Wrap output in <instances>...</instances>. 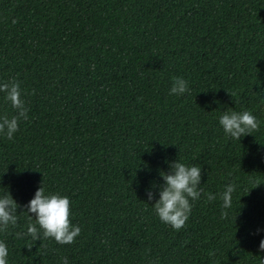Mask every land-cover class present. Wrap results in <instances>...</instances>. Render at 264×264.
I'll list each match as a JSON object with an SVG mask.
<instances>
[{"label": "trees", "instance_id": "trees-1", "mask_svg": "<svg viewBox=\"0 0 264 264\" xmlns=\"http://www.w3.org/2000/svg\"><path fill=\"white\" fill-rule=\"evenodd\" d=\"M173 77L188 93L169 94ZM13 80L28 118L12 140L0 133V196L19 205L0 232L7 264H259L264 0H0V84ZM226 110L250 111L259 129L227 137ZM5 114L15 110L0 93ZM178 160L201 168L216 199L190 201L176 231L152 204ZM42 181L70 199L72 244L16 235L35 223L24 206Z\"/></svg>", "mask_w": 264, "mask_h": 264}, {"label": "clouds", "instance_id": "clouds-1", "mask_svg": "<svg viewBox=\"0 0 264 264\" xmlns=\"http://www.w3.org/2000/svg\"><path fill=\"white\" fill-rule=\"evenodd\" d=\"M188 82L182 77H173L170 95H184L188 93ZM228 91V90H227ZM0 93H4V99L10 103L15 110V115L11 118L7 114L0 117V133L4 134L8 140H12L14 134L19 130V122L28 118V109L25 101L21 98V88L19 82L0 84ZM228 93L233 97L234 93ZM33 94H35L33 92ZM219 124L227 137L233 140H241L243 136L253 134L259 129L257 118L250 111L234 112L226 110L219 117ZM160 175L164 181L161 185L153 184V187H159V199L152 204L155 213L161 222L170 225L176 231L181 230L191 213L192 204L190 201L200 199L206 195L208 201L216 199L211 194H205L200 188L202 179V170L197 166H187L179 160L170 163V171H161ZM257 187L261 185L259 181H253ZM256 188V187H255ZM235 191V185L229 184L225 190L219 194L222 201V208L229 209L232 204V196ZM157 193L151 189L147 190L149 201L155 199ZM70 199L67 196L59 194H46L44 182L35 192L34 198L25 205L30 218L35 219V223L27 225V232H17L18 238L27 235L32 241L54 239L61 245L74 243L80 235L81 228L73 225L70 220ZM19 205L10 194L0 196V232L6 231L9 226L18 224L17 209ZM227 217V212H222V218ZM258 232L260 230H257ZM34 244H28L29 251ZM264 253V239L259 243V249ZM214 253L210 252L209 256ZM8 248L4 242H0V264H7ZM62 264H68L67 258L62 260ZM155 264V262H152ZM259 264H264V256H260Z\"/></svg>", "mask_w": 264, "mask_h": 264}]
</instances>
